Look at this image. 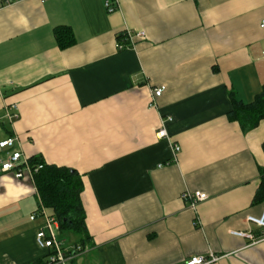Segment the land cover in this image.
<instances>
[{"label":"crops","instance_id":"obj_1","mask_svg":"<svg viewBox=\"0 0 264 264\" xmlns=\"http://www.w3.org/2000/svg\"><path fill=\"white\" fill-rule=\"evenodd\" d=\"M104 1H0V141L16 136L22 156L80 174L90 239L68 264H185L210 252L214 264H264V237L230 232H258L246 217L264 209L253 203L264 118L248 131L228 118L232 99L248 103L264 84V0H110L113 11ZM59 25L73 34L66 48ZM127 29L144 37L119 50ZM11 149H0V264H45L42 218H29L36 187L1 170ZM185 190L208 198L192 208Z\"/></svg>","mask_w":264,"mask_h":264},{"label":"trees","instance_id":"obj_2","mask_svg":"<svg viewBox=\"0 0 264 264\" xmlns=\"http://www.w3.org/2000/svg\"><path fill=\"white\" fill-rule=\"evenodd\" d=\"M54 33L60 48H66L72 44L73 34L69 26L59 25ZM121 37H123L122 34L118 36V38ZM232 100L233 106L228 113V118L237 121L242 130L253 129L264 118V84L252 101L244 103L235 98ZM262 149L264 152V142ZM28 161L32 168L40 165L33 173V183L40 202L58 220L60 235L63 237V234L72 233L79 237L72 246H78L80 250L73 252L72 255L85 250L90 235L80 197L83 190L80 174L70 167L45 163L39 157H30ZM257 202H264V167L260 168V184L253 197V203Z\"/></svg>","mask_w":264,"mask_h":264},{"label":"built area","instance_id":"obj_3","mask_svg":"<svg viewBox=\"0 0 264 264\" xmlns=\"http://www.w3.org/2000/svg\"><path fill=\"white\" fill-rule=\"evenodd\" d=\"M4 5L11 4L17 0H0ZM104 6L107 10L113 11L117 8L116 1L105 0ZM264 25V19L261 21L260 26ZM123 37L118 40L116 47L124 49L130 47L134 43L135 37H144L143 31H131L125 30L122 33ZM264 57V51L262 53ZM164 86H157L151 91V101L154 102V99L162 94ZM15 108V107H14ZM9 120L16 118V113H7ZM158 138H166L170 141L167 132L163 125H160V128L156 132ZM18 143V138L16 136H8L0 141V149L12 148L10 151H7V158L1 163V170L3 172H10L17 179H27L32 180L33 173L40 167V165L32 168L28 158L22 156L20 150L13 148ZM173 154L179 151V146L174 144L172 146ZM182 199L188 200L192 208L208 198L206 193L200 191H189L185 190L181 194ZM36 217L42 218V224L38 227L35 233V242L39 248L47 250V263L48 264H68L70 259L74 256L73 252L79 251L80 248L70 246L66 244L65 239L60 235L59 231V222L58 220L51 215L44 205L39 201L37 209L29 216L31 220H34ZM248 222H252L256 225L258 232H253L251 230L242 231V230H232L230 231L233 235L244 237L250 241H256L264 237V209L259 217L248 215L246 217ZM219 259V256L210 252L207 255H193L186 259L185 264H214Z\"/></svg>","mask_w":264,"mask_h":264},{"label":"rangeland","instance_id":"obj_4","mask_svg":"<svg viewBox=\"0 0 264 264\" xmlns=\"http://www.w3.org/2000/svg\"><path fill=\"white\" fill-rule=\"evenodd\" d=\"M66 239H68L66 236H65Z\"/></svg>","mask_w":264,"mask_h":264}]
</instances>
